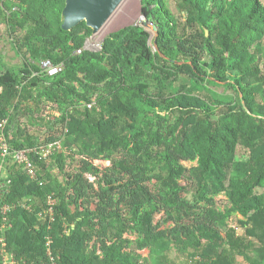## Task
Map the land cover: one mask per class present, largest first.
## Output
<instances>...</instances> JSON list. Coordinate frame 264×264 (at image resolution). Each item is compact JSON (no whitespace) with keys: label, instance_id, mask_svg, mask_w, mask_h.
<instances>
[{"label":"trees","instance_id":"trees-1","mask_svg":"<svg viewBox=\"0 0 264 264\" xmlns=\"http://www.w3.org/2000/svg\"><path fill=\"white\" fill-rule=\"evenodd\" d=\"M169 1L143 0V15L158 24L155 53L149 45L150 35L133 26L107 38L102 51L84 50L78 55L94 30L86 23L71 31L63 29L66 0L3 4L0 0V14L5 15L3 7L11 12L3 20L19 30L29 29L25 43L38 61L34 70H10L0 77V88L5 91L0 95V121L9 119L8 108L16 101L21 105L51 103L57 106L65 136L70 138L64 148L90 154L94 160L121 158L102 171L85 157L81 169L65 185L45 174L52 164L64 172L71 156L63 145L38 163L39 182L30 180L17 166L11 169V193L0 204L12 209L6 248L14 251L21 264H135L122 252L120 241H110L114 214L121 205L128 207L131 216L125 231L133 227L141 248L150 249L152 255L159 257L171 246L179 250L192 246L203 264H236L238 258L264 264V86L252 84L254 80L264 83L257 63L264 41V0H181L187 18L184 34L178 32L180 23ZM203 52L211 55L212 63L202 60ZM54 55L56 61L51 59ZM44 60L64 63L65 69L50 78L40 68ZM157 69L163 78L155 76L160 90L155 98L146 75ZM182 74L190 75L201 87L203 83L226 84L236 98L215 100L182 91L167 97L163 82ZM101 88L105 93L99 96ZM96 97L98 106L89 110ZM164 112L179 117L172 123L164 121ZM11 129L10 122L5 134L15 150L60 142L57 137L38 142L21 137L22 133L12 139ZM185 162L198 163L191 170L196 181L192 201L182 198L188 187L181 181L191 173ZM86 173L103 174L95 211L89 208L94 184ZM154 180L159 184L153 189ZM71 187L84 200L85 217L71 214L70 205L81 209L77 197L67 201L62 195ZM223 193L230 204L225 212L216 209L213 201ZM33 198L40 200L41 207H32ZM50 198L55 203L59 199V204L53 206V215L49 212L45 223H39L41 213L50 209ZM27 200L30 210L22 205ZM164 210L176 222L194 227L154 230L152 220ZM234 215L244 218L239 223L245 235L228 229L227 221ZM222 229H228L226 234ZM96 236L99 241L91 246Z\"/></svg>","mask_w":264,"mask_h":264},{"label":"rangeland","instance_id":"rangeland-1","mask_svg":"<svg viewBox=\"0 0 264 264\" xmlns=\"http://www.w3.org/2000/svg\"><path fill=\"white\" fill-rule=\"evenodd\" d=\"M9 1L13 2V0H2V4L4 2ZM180 5L181 0H170L168 2L169 9L180 23V29L178 30V32L184 34V28L187 25V18ZM144 6L145 4L143 0H125L119 7L118 11L106 24V26L100 32H94V35H92L88 39L92 43V46L96 47V49L100 51L102 45H104V42L107 38L129 27L134 26L143 29L150 35L149 45L153 53H155L157 51V47L155 46L156 33L152 30L151 27H144L142 23L144 20H147L150 25L153 24L157 28L158 24L154 23L153 20H149L143 15ZM3 11L5 15L0 14V21H2L5 17H8L11 14V12L6 7H3ZM28 32L29 29L26 28L23 30H19L17 29V27H12L8 23V21L5 20L0 23V77L10 70L20 71L27 69L31 71V69L34 70V68H37L38 61L34 60L31 57V54L29 52L30 46L28 43H25V37L27 36ZM186 32L191 34L188 29H186ZM259 51L260 52L258 53L257 63L259 62L258 64L262 72V77L264 78V41L262 48L259 47ZM201 56L203 58V61L207 63L213 62V58L211 57V55L207 54V52H203ZM51 59L53 61H56L57 56L54 55ZM148 74L149 76L154 75L151 78L146 75V81L150 86V92L153 93V97L157 98L156 95L160 92V90L158 88L159 83L155 81V76L158 75L163 78L162 72L160 69L149 70ZM261 82L262 81L254 80L252 84L256 87L264 86V83L263 85H261ZM162 90L163 92H165L167 97L176 96L178 91H182L183 93L190 92L192 95H197L201 97L208 95L215 100L218 99L225 101L231 98H236V93L233 91V89L226 87V84L216 86L214 84L203 83V86L201 87L200 83L196 84L195 80L191 78L190 75L186 74L179 75L177 79L172 78L165 80V82H163ZM4 92V89L0 88V95H2ZM103 93H105V89L101 88L99 96H102ZM255 95L260 97L258 93H256ZM92 101L93 104L91 106L93 108H96V106H98V104H96L98 103V97L94 98ZM258 101L260 100L258 99ZM18 106L20 107L19 110L16 109ZM27 112H31L32 115L27 114ZM8 116L9 126L10 122L12 123V129L10 132V137L12 139H17V134L22 133L21 137H33L34 139H37L38 142H48V139L50 137H57L61 145L64 144V141L70 143V138L68 137L67 139V137L65 136V125H62L59 120L61 118V115L58 113L57 106L54 104L39 102L37 104V102H25L21 105L18 104V101H16L12 103V106L10 108H8ZM178 117V114L174 115L173 117H169V114L166 112H164V114L162 115L164 121H171V123L175 122ZM158 121L160 120H156L155 122L157 123ZM121 123L122 125H124L126 121H121ZM159 123L160 122H158V125H160ZM64 150L66 151L67 156H71V158H68L67 160L64 172L61 173L57 165L52 164V167L50 166L48 168L49 171L45 173H49V176L52 179L63 181V185H65L67 181H71L72 175L76 174L79 168L81 169V160H83L85 157L91 160L96 165V167H98L102 171L107 168L113 167L114 163L119 162V160L121 159L120 156H114L112 162L104 161V159L94 160L95 156H92L90 154L80 155L78 154L79 152L75 154L73 153V150H70L67 147H65ZM184 165L191 171L194 167L198 166V163L185 162ZM218 171L219 170L216 171L215 175L219 174ZM103 174H101V176H95L91 173L85 174L86 178L90 181V183L94 184L93 194L90 193L92 198L90 200L91 205L89 206L90 210L92 211H95L98 208L100 191V184L98 183V181L99 179H101L100 177H103ZM194 176L195 171H191V173H187V180L182 179L181 181L183 185H187L188 187V191L182 195V198L188 201L193 200V193L196 187V181ZM191 178H193L192 182L190 181ZM157 184H159V182L157 180H154L151 185V188L154 189V186ZM259 193H263V190L259 191ZM62 195H64L67 201H69L71 197H77V202L81 209L78 211L77 206L75 204L70 205L69 209L73 216L80 215L81 217H85L83 211H85L86 208L82 207V203L84 202V200L78 199V196L76 195L75 191L72 190V187L69 188L67 192H63ZM59 201L60 200L57 199L56 203L54 202L56 206L59 204ZM213 201L216 204V209H220L222 212H225L226 208L230 205L228 198L224 193L214 196ZM29 202L30 201L28 200L25 201V203ZM30 203L32 207L33 205H35V208L41 207L42 205L40 200H37L35 198H33ZM46 208L44 207L45 210ZM195 211L196 213H198L199 209H196ZM49 212L52 216L53 211L51 210H46L45 212L41 213L39 223H45ZM117 212L118 214H114L115 219L112 221L113 228L111 229V232H109L110 241H120V243L123 244L122 252L125 255H129L128 258L135 262V264H203L202 260L199 257L200 253H197V251L192 246H190L186 250H179L177 246H171L170 250L167 253L159 255V257L156 255H152L150 249L141 248L142 243H140L139 241V235L136 231L132 230L133 227L129 228V231H125V227L128 221L131 220V216L129 214L130 210L128 209V207L126 205H121L117 209ZM189 213L191 214V212ZM242 219L244 218L239 215H234L233 217H231L227 221L229 227L228 229H236L238 235H245V229H243L239 223V221ZM176 220L177 218L174 219L168 210H164L155 214L152 220V227L156 231L172 229L175 228L177 225H180L183 229L189 227V225L185 221L182 223L177 221V224ZM12 222L13 221L11 217L8 218L6 222H2V225H0V239H6V233L11 229ZM64 227H66L67 230L68 224H64ZM190 227L192 228L194 226L190 225ZM227 230L222 229V233L226 234ZM96 241H99L97 236L93 239L91 246H93ZM203 243H205V240H203ZM255 244L257 243L255 242ZM6 249L7 248H4V245H2V250H5L6 252L3 254L2 264H21L20 260L17 259L14 251ZM236 264L248 263L244 259L238 258Z\"/></svg>","mask_w":264,"mask_h":264},{"label":"built area","instance_id":"built-area-1","mask_svg":"<svg viewBox=\"0 0 264 264\" xmlns=\"http://www.w3.org/2000/svg\"><path fill=\"white\" fill-rule=\"evenodd\" d=\"M92 47V48H91ZM84 50L92 52H100L103 50V45L101 50L98 51L96 47L92 46V43L87 39L85 47L83 50H78L77 54L81 55ZM41 70L46 73L50 78L59 76L65 69L64 63L54 64L51 60H44L40 64ZM89 110H92V106H88ZM9 127L8 119L0 121V201L2 202L6 196L11 193L12 189V179L10 177L11 169L15 166L21 168L25 174L34 182H39V166L40 161L48 159L57 149L61 148L59 142L53 144H47L45 146L15 150L12 149L6 139L5 130ZM34 155L36 157H34ZM53 198H50L48 205L51 211H53V206L55 205ZM3 204V205H1ZM0 204V214L3 217V222H6L9 218V214L12 209L10 206L1 203ZM24 208L30 210L31 207L27 206V203L22 204ZM1 245L6 248L5 239L0 240ZM7 250V249H6ZM6 253L2 250V255Z\"/></svg>","mask_w":264,"mask_h":264},{"label":"water","instance_id":"water-1","mask_svg":"<svg viewBox=\"0 0 264 264\" xmlns=\"http://www.w3.org/2000/svg\"><path fill=\"white\" fill-rule=\"evenodd\" d=\"M125 0H66V7L63 13V29L71 31L81 23L94 30L95 33L100 32L113 15L118 11L119 7ZM143 26L152 28L156 33L155 46L158 36V28L143 21ZM157 47V46H156Z\"/></svg>","mask_w":264,"mask_h":264},{"label":"crops","instance_id":"crops-1","mask_svg":"<svg viewBox=\"0 0 264 264\" xmlns=\"http://www.w3.org/2000/svg\"><path fill=\"white\" fill-rule=\"evenodd\" d=\"M6 238V237H5Z\"/></svg>","mask_w":264,"mask_h":264}]
</instances>
